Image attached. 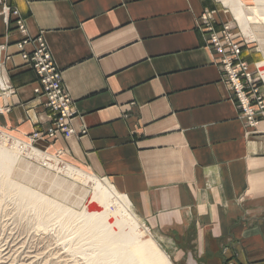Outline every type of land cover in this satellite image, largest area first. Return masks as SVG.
<instances>
[{"label": "crops", "instance_id": "1", "mask_svg": "<svg viewBox=\"0 0 264 264\" xmlns=\"http://www.w3.org/2000/svg\"><path fill=\"white\" fill-rule=\"evenodd\" d=\"M5 3L0 130L23 139L49 126L18 51L41 38L74 135L36 145L107 180L172 263L264 264V118L247 128L222 82L199 22L212 0ZM217 13L215 30L228 21Z\"/></svg>", "mask_w": 264, "mask_h": 264}, {"label": "bare ground", "instance_id": "2", "mask_svg": "<svg viewBox=\"0 0 264 264\" xmlns=\"http://www.w3.org/2000/svg\"><path fill=\"white\" fill-rule=\"evenodd\" d=\"M215 1L221 3L223 7L229 8L230 13L237 20L240 33L243 32L246 36L250 33L248 24L254 22L259 24V21L264 22V0H253L256 7L249 9L253 17H250V15L248 17L242 12L245 6L243 0ZM260 6H263V8H259ZM203 15L200 17L201 20ZM201 20L199 21L200 23ZM222 25L231 28L228 23H223ZM254 35V39L256 38L260 44L264 42V34ZM244 40L246 41L245 38ZM213 54V59H215V53L213 52ZM241 57L243 58V56ZM257 69L263 76L264 61L257 65ZM248 73L258 90H260L262 87H258L257 80L254 78L249 64ZM0 87H4L1 80ZM24 139L27 140V138ZM23 142L16 140L10 135L0 134V198L8 195L15 196V199L23 209L31 207L35 214L50 206V208L53 207L60 213L61 219H65V215H68V218L73 216L79 218L81 226L75 236L85 238L88 245L94 248V251L89 255L88 264H173L158 243L147 232V229L141 225L139 218L129 206L126 198L110 187L107 180L99 178L93 173L86 172L69 162L62 168L60 166L61 161L52 156L47 151V148L41 149L38 146H29V144L27 145ZM35 164L46 170L35 169ZM49 174L50 189L57 190L59 195H56L63 200H66L74 190L83 195H87V190H89L90 196L86 209L78 213L52 199L49 202V197L46 194L33 188L32 185L24 183L28 178L35 181L46 180ZM112 206H114V209L110 210ZM46 223L47 221H41L38 227L44 230ZM15 248L14 246L12 249L15 250ZM9 260L12 259L9 258Z\"/></svg>", "mask_w": 264, "mask_h": 264}, {"label": "rangeland", "instance_id": "3", "mask_svg": "<svg viewBox=\"0 0 264 264\" xmlns=\"http://www.w3.org/2000/svg\"><path fill=\"white\" fill-rule=\"evenodd\" d=\"M243 1V4L245 6L242 9V12L248 15V17L249 15L250 17H253V15L251 16V11L249 9L256 7V4L253 2V0ZM1 2H5V0H0V14L3 12V8H1ZM212 2L214 3L215 8L214 13L209 14L210 18L214 21V23H218V11H221L222 14L225 13L228 16L227 23L233 29L235 35L237 34V41L243 42L244 44L242 56H245L244 60L249 64L250 70L253 72L254 78L257 80V85L258 87H262L260 91H263L264 94V75L262 76V74H260L257 69V65L264 61V42L260 44V42L256 38L254 39V34H264V22L259 21V24H255V22L253 21L254 23L248 24L250 33L246 36L245 33H240V28L238 29L239 25L236 22L237 20L233 16V14L230 13L229 8L223 7L221 3L216 2L215 0H212ZM259 8H263V6H260ZM243 37L246 39L247 42L244 40ZM43 131L44 130H38V132L40 133H43ZM0 134L7 136L10 135L8 133L3 132L2 130H0ZM10 136L14 137L16 140H20L22 142L24 141L27 145L29 144V146L37 147V141L33 142V145L30 144L31 142L29 141L28 136L26 137L27 140H25L24 138H17L13 135ZM49 153L52 156L56 157V159H59L61 161L60 166L62 168H64V166L68 164L67 161L61 157L62 155L60 153ZM34 167H36L35 169L40 168L46 170L45 168L40 167V165L38 164H35ZM85 171L89 172L87 170ZM52 174L55 175L54 172H52ZM24 183L26 185H32L33 188H36L40 192L46 194V196L49 197V202L50 199H52L53 201L65 205L66 208L74 210V212L80 213L81 211L86 209L87 203L89 201V190H87V195H83L77 190H74L73 193H71L66 200H63L60 196H58L59 194L57 193V190L50 189V174L48 175L46 180L35 181L34 179L28 178L24 181ZM110 187L112 186L110 185ZM3 197L0 198L1 264H88V259L90 258L89 255L94 251V248L88 245V242L85 241V238H79L78 236H75L77 235V231L81 226V220L79 218L75 216L68 218V215H65V219H61L62 217H60V213H58L57 210L53 207L50 208V206L47 209H42L38 214H35L31 207L23 209L15 199V196L8 195L7 197ZM112 208L114 209V206H112L110 210ZM41 221H47L44 230L38 227ZM140 223L144 228L147 229V232L152 236L155 242L158 243L157 239L154 238L152 232L146 226H144L141 221ZM14 246L16 247L15 250L12 249L14 248ZM9 258L12 260H9Z\"/></svg>", "mask_w": 264, "mask_h": 264}, {"label": "built area", "instance_id": "4", "mask_svg": "<svg viewBox=\"0 0 264 264\" xmlns=\"http://www.w3.org/2000/svg\"><path fill=\"white\" fill-rule=\"evenodd\" d=\"M3 12L8 9L5 2H1ZM204 14L200 25L208 34L209 48L215 53L214 62L219 66L222 82L236 101L239 116L247 128H255L264 118V94L258 90L248 73V63L243 60V42H238L237 34L232 28L221 26L214 29V21ZM22 29V25H18ZM30 46L27 51L26 47ZM21 58L36 74L38 87L34 90L36 96L43 97L44 108L49 113V126L40 133L35 131L28 136L30 144L43 137L54 138L61 135L69 138L74 135L71 118L74 115L72 100L66 93L62 77L45 42L41 38L25 40L18 45ZM37 118L35 117V120ZM37 123V122H36Z\"/></svg>", "mask_w": 264, "mask_h": 264}]
</instances>
